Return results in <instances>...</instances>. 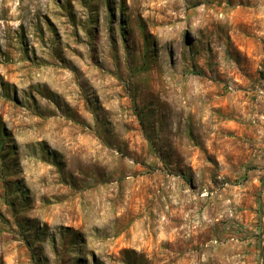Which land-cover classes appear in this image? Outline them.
Here are the masks:
<instances>
[{
  "label": "rangeland",
  "instance_id": "obj_1",
  "mask_svg": "<svg viewBox=\"0 0 264 264\" xmlns=\"http://www.w3.org/2000/svg\"><path fill=\"white\" fill-rule=\"evenodd\" d=\"M264 0H0V264H264Z\"/></svg>",
  "mask_w": 264,
  "mask_h": 264
},
{
  "label": "water",
  "instance_id": "obj_2",
  "mask_svg": "<svg viewBox=\"0 0 264 264\" xmlns=\"http://www.w3.org/2000/svg\"><path fill=\"white\" fill-rule=\"evenodd\" d=\"M262 231H264V226H263V229H262Z\"/></svg>",
  "mask_w": 264,
  "mask_h": 264
}]
</instances>
